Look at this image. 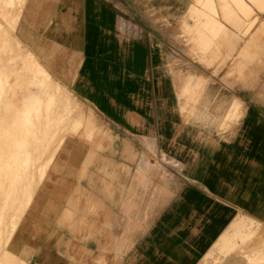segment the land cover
I'll return each instance as SVG.
<instances>
[{
  "label": "crops",
  "instance_id": "crops-1",
  "mask_svg": "<svg viewBox=\"0 0 264 264\" xmlns=\"http://www.w3.org/2000/svg\"><path fill=\"white\" fill-rule=\"evenodd\" d=\"M30 1L18 24L19 39L68 92V118L84 121L76 132L64 134L49 168L62 159L67 163L55 171L73 175V163L89 160L88 149L79 143L88 142L93 127L82 111L75 113L69 89L96 109L111 139L82 165L80 178L66 182L74 186L53 192L44 212L30 206L25 223L32 224L33 233L10 241L16 259L199 264L235 215L264 223V66L252 79L229 86L233 103L243 109L231 127L179 128L169 110L176 102L169 62L176 39L171 15L182 7L181 0H80L73 11H63L64 1L56 0L58 6L44 15L36 5L43 0ZM261 16L246 33L252 18H241V25L223 22L214 40L216 54H237L227 75L247 68L250 57L264 61V46L257 44ZM71 53L76 66L70 76ZM41 59L52 64L53 73ZM164 152L174 156L164 161Z\"/></svg>",
  "mask_w": 264,
  "mask_h": 264
},
{
  "label": "bare ground",
  "instance_id": "bare-ground-1",
  "mask_svg": "<svg viewBox=\"0 0 264 264\" xmlns=\"http://www.w3.org/2000/svg\"><path fill=\"white\" fill-rule=\"evenodd\" d=\"M30 2L0 0L3 23L0 27V225L6 223L8 208L13 211L22 208L23 212L31 205L38 181L46 176L50 166L47 163L53 159L50 156L47 161L38 162L44 151L58 148L64 134L74 133L84 124L81 117L68 118L72 111L68 92L53 81L33 51L27 47L23 49L17 25ZM259 13H264V0H193L188 4L180 26L186 33V40L195 41L202 49L213 45L224 28V21L235 25L230 20L239 24L241 18L251 17L243 31L246 33ZM54 130L57 131L55 137ZM10 177L13 180L2 179ZM35 178L37 182H34ZM32 212L28 210L26 216L30 217ZM252 221L253 218L240 214L219 233L212 245L223 253L221 264H241L236 253L232 254L235 241L237 238L245 240L248 223ZM1 227L0 239H5L2 250L5 255H11L5 263L28 264L14 257V249L10 247L11 234L6 235ZM254 251V257L249 260L264 264V244L263 248ZM209 254L207 251L205 257ZM245 256L249 257L246 252Z\"/></svg>",
  "mask_w": 264,
  "mask_h": 264
},
{
  "label": "rangeland",
  "instance_id": "rangeland-1",
  "mask_svg": "<svg viewBox=\"0 0 264 264\" xmlns=\"http://www.w3.org/2000/svg\"><path fill=\"white\" fill-rule=\"evenodd\" d=\"M63 1L64 2L61 3L64 5L63 11L66 10L73 11L74 10L73 5L80 4L79 3L80 0H63ZM190 1L193 0H181L180 5L182 7L176 8L175 14L171 15V17L174 18V34L176 39H175L174 55L173 57L170 58V62H169L170 64L169 71H170V75L173 77L175 82L176 102L169 105V110L176 114V119L174 120L176 127L177 126L179 128L191 127L194 129L201 128V129H207L209 131L211 129L213 130L214 128L226 129L231 127L232 124H234L235 122H237L238 118L241 116L243 111L242 106H238V104L233 103L234 99L229 91V86L231 85L232 81L235 82L238 81L240 83L246 82L249 78L252 77L253 73H257L258 71H261L263 69L264 61H260V58L258 59L257 56L250 57L249 58L250 62H247L248 64L247 68L245 67L243 71H237V70L233 71V73L227 75V71L237 60L236 57L237 54H234L235 51L233 53L229 52L230 57L229 56L219 57V55L216 54L214 42L213 45L209 46L208 48L199 49L195 41L191 42V40L188 39L186 40L187 37L185 38L186 33L183 32V29L180 25L184 15L187 12L188 3ZM57 2L58 1L56 0H43V2H39V3L36 2V5L44 15V13L49 9L58 6L56 4ZM73 2L74 4L71 5V3ZM68 5H70L69 8H65ZM77 8H75V10H77ZM43 15L40 17V19L43 18ZM250 18L251 17H248L247 20L244 19V21L248 22ZM260 18L264 19L263 16H261ZM241 21L242 20H240V25H241ZM2 24L3 23L0 18V27L2 26ZM22 25H26V23ZM255 29L256 27H253L247 35L241 37L238 40V43L236 44L237 47L241 46V44L246 40V37L251 36V34L255 31ZM257 44L264 46V28L261 29L259 32ZM25 47L26 45L23 44V49ZM72 58H73V61L71 62L72 64L69 63L70 76L75 74L74 68L76 66V53L72 54ZM57 59L59 60L60 58L57 57ZM40 61H42V63L47 64V62H44L43 59H41ZM47 67L53 73L52 64L51 63L47 64ZM255 79L257 80V76ZM183 83H185L184 87H182ZM185 87L187 88L185 89ZM69 94L76 103V106L74 107L75 113H76V109L82 111L85 116V120H87L90 123V125H92L93 127L92 131L94 132V134L93 136L91 135L89 137L88 142L81 140V142L79 143L80 145L85 144L84 146H86V148L88 149L87 152L89 154L88 157L89 160L88 162L82 160L73 163L75 166L74 168L75 171L73 172L74 173L73 175H60L59 172L55 171L56 166L59 168L61 166L63 167L65 166V163H67L66 161L60 159L53 162L55 167L52 169L49 168L50 170L48 169L49 173L47 174V176H45L41 181H38L39 184L34 193L33 201L31 205L27 206L24 209L25 211L24 216H23L24 211L22 212V208H19L20 210L18 209L17 211H13L12 208L11 209L8 208L6 214L7 215L6 223L0 225V227L1 226L3 227L1 228L4 230L6 235L11 234L10 235L11 241L15 238V236L18 235L27 236L33 233L32 231H30L32 224L29 222L25 223V221L29 219V217L26 216V212H28L30 206H32V204L33 205L36 204L38 207V212L40 210L41 212L42 211L44 212L45 204H47V202H51L49 201V197H53L56 195L53 192H55L57 189L62 190L63 187L74 186L75 184L73 185L66 182L73 181L72 177L78 176L80 178V176H82L81 173L82 165H84L85 163L89 165L91 163L90 160L97 157L98 154H101L100 152L102 151L103 148L102 144L104 142H107L106 140L111 139L106 129H104L105 124L97 114L96 109H94L92 105L87 104L83 102L80 98H78L75 91L69 89ZM69 106H72V104H70ZM59 132H61V129L59 130ZM52 133L54 134L53 137H55L57 131L55 132L54 130V132ZM202 136L205 137L204 134ZM101 138H102V143L100 141ZM99 142L101 143V145ZM56 149L59 148L56 147ZM56 149L55 150L53 149V151L51 152L50 150L44 151L42 158L38 162L41 163L44 162L45 160L47 161V159L50 156L54 158ZM58 154L60 158L64 156V152L62 150H59ZM163 154L164 155L162 156L164 161L168 159L167 155L170 154L171 156H174L168 152H164ZM48 164L51 165V163H47V166ZM145 172H148L147 174H150L151 170L149 169L147 171L146 169ZM2 179L4 181L13 180V178L11 177L8 179L7 178H2ZM35 181L37 182V178L34 179V182ZM240 214L242 213H239L235 216H239ZM234 217L229 222H231L234 219ZM33 231L34 233H36L37 232L36 228ZM246 234L247 236L245 240H241L240 238L236 239L235 241L236 244L232 254L234 255V253H236V259H239L241 261V264H255V260L252 261L249 260V258L254 257L255 249L263 248L264 223L253 218V221L251 223H248V229L246 230ZM2 244H5V239H0V261H2L3 264H6L5 262L7 261V257L10 254L7 255L4 254V251L2 250ZM207 251H209L210 254L207 255L206 257L204 255L199 264H221L220 260L223 256V253L220 252L219 249L211 245V247ZM245 252L247 253V256H249L248 258H246Z\"/></svg>",
  "mask_w": 264,
  "mask_h": 264
}]
</instances>
